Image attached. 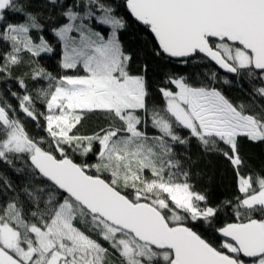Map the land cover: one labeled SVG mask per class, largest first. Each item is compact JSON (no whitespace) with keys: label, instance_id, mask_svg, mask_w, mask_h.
I'll use <instances>...</instances> for the list:
<instances>
[{"label":"snow or ice","instance_id":"1","mask_svg":"<svg viewBox=\"0 0 264 264\" xmlns=\"http://www.w3.org/2000/svg\"><path fill=\"white\" fill-rule=\"evenodd\" d=\"M126 8L154 41L146 53L121 38L128 21L109 0H0V82L20 89H7L16 106L0 92V163L20 173L13 182L0 172V264H264V168L242 151L264 143V0ZM46 33L62 48L60 67L83 75L39 63L54 51ZM150 57L191 71L152 81ZM211 64L250 86L247 103L215 86L233 83L216 69L199 78L195 68ZM21 115L46 136H31ZM90 115L104 123L82 133ZM193 140L231 166L240 195L213 203L197 190Z\"/></svg>","mask_w":264,"mask_h":264},{"label":"trees","instance_id":"2","mask_svg":"<svg viewBox=\"0 0 264 264\" xmlns=\"http://www.w3.org/2000/svg\"><path fill=\"white\" fill-rule=\"evenodd\" d=\"M31 2L35 7L41 3V0H31ZM109 2L112 3V6L114 8H116L117 14L124 16V18L128 21V27L125 31L121 32V38L127 45L140 50L142 53H146L147 48L144 47V40L146 39L148 41H151L152 43H154V41H152L150 34L147 32L144 26L139 25L130 17L125 5L126 0H109ZM8 15L9 22H22V16L20 14ZM46 36L53 44L54 51L52 53L42 54L39 58V63L56 76L63 74L83 75L84 72L82 68L65 70L60 67L62 48L51 33H46ZM2 48L3 45L0 44V49ZM150 63L152 67V71L150 72V80L152 81L159 80L167 71L176 72L182 75L189 74V72L191 71V65L184 66L181 64H165L153 57H150ZM209 67L216 69L212 64L199 65L195 68V72L199 73V78L201 80H207L205 71H207ZM24 70L26 69H17L15 74L19 75ZM217 71L220 77L227 76V78L229 80H232L233 83L225 84L223 83V79H218L215 86L221 88L225 95H227L234 101L247 103L249 99L247 92L251 90L250 86L245 83L244 90H241V88L237 86V83L235 82L232 75L224 74L219 70ZM40 83L43 84L44 82L41 81ZM9 86L11 88V91H20L15 80H10L7 82V84H5L4 82H0V92H2L4 96L8 98L9 102L13 106H16L17 100L10 97L7 90ZM37 86V84L29 82L30 89ZM154 99L158 103L161 102L158 93L154 95ZM38 107L43 110V105H38ZM21 119L24 121L25 128L31 136L36 138L46 136V133L41 128H38L35 122L23 117L22 115ZM41 123H43V121H41ZM103 123V119L98 117V115H90L88 119L83 121V124L79 127V130L82 133H90L96 130L98 125H101ZM149 131L151 132L153 130L150 129ZM178 150L182 151V149ZM242 151L246 156L249 165H251L252 170L260 172L261 169L264 168V143H252L245 141ZM190 155L192 156V159L194 161H198L191 169L193 173L192 182L196 185L197 190L207 189L210 194V199L213 203H219L225 198L231 199L237 195H240L237 189L235 173L226 161L217 156H204L197 147L195 140L192 141ZM16 166L22 167V163L17 162ZM0 172H2L13 182L17 181L20 177V173L14 172L13 169L2 163H0ZM227 216H230V210H228ZM225 220L226 214L221 213V216L218 218V222L216 223L215 227L221 226L225 222ZM195 227L198 231L203 232L207 238L211 239L215 243L218 244L222 242V238L219 233L215 232L211 228H208L202 222L196 224Z\"/></svg>","mask_w":264,"mask_h":264},{"label":"water","instance_id":"3","mask_svg":"<svg viewBox=\"0 0 264 264\" xmlns=\"http://www.w3.org/2000/svg\"><path fill=\"white\" fill-rule=\"evenodd\" d=\"M125 5H126V2H125ZM129 13V12H128ZM129 15H130V13H129ZM130 17H131V15H130ZM135 22H137L133 17H131ZM139 25H141V26H143L142 24H140L139 22H137ZM217 70H219L220 72H222V73H224L223 72V70H220V69H218L217 68V66H215L214 64H212ZM224 74H226V73H224ZM227 75H232V74H227ZM220 235V234H219ZM221 236V235H220ZM222 238V237H221Z\"/></svg>","mask_w":264,"mask_h":264}]
</instances>
